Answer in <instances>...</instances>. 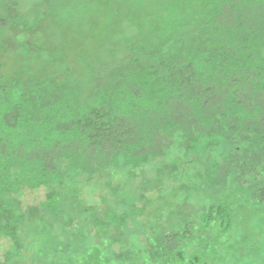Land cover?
<instances>
[{
  "label": "trees",
  "instance_id": "obj_1",
  "mask_svg": "<svg viewBox=\"0 0 264 264\" xmlns=\"http://www.w3.org/2000/svg\"><path fill=\"white\" fill-rule=\"evenodd\" d=\"M75 1L0 0L1 231L15 233L20 219L10 213L21 187L49 189L44 208L54 213L55 187L73 176L99 178L120 163L130 174L153 162L184 194L230 182L260 209L264 0H175L182 9L170 13L156 44L133 35L109 49L90 43L87 26L78 25L77 55H91L85 80L71 67H45L55 56L49 31L86 16L90 2ZM12 51L35 56L38 72L10 66ZM204 211L229 220L226 203ZM190 222L160 236L148 263L167 264L165 256L190 239ZM103 253L97 264H111Z\"/></svg>",
  "mask_w": 264,
  "mask_h": 264
},
{
  "label": "rangeland",
  "instance_id": "obj_2",
  "mask_svg": "<svg viewBox=\"0 0 264 264\" xmlns=\"http://www.w3.org/2000/svg\"><path fill=\"white\" fill-rule=\"evenodd\" d=\"M88 2L83 20L77 14L72 24L49 31L55 52L45 61L49 72L67 66L85 80L91 55L84 59L77 55L75 41L82 32L78 25L87 26L90 43H105L109 49H117L119 41L133 35L156 44L171 27L170 13L176 15L183 5L175 0ZM171 6L177 9L171 12ZM9 55L15 58L7 62L10 66L21 64L38 72L35 56L16 51ZM201 189L180 192L168 174L156 172L153 162L130 174L120 163L99 178L67 179L55 187L61 203L54 213L44 208L49 189L21 187L10 213L20 219L14 235L0 226V264H97L101 251L111 264H149L145 256L155 250L159 237L180 229L185 219L191 221L190 239L180 241L165 256L167 264H264V203L256 209L230 182L222 188L207 184ZM215 202L227 204L229 220L223 222L219 214L209 215V211L200 214L203 206ZM153 261L150 264H157Z\"/></svg>",
  "mask_w": 264,
  "mask_h": 264
}]
</instances>
